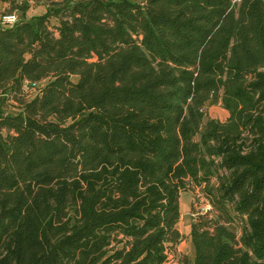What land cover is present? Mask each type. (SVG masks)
<instances>
[{
	"label": "trees",
	"instance_id": "16d2710c",
	"mask_svg": "<svg viewBox=\"0 0 264 264\" xmlns=\"http://www.w3.org/2000/svg\"><path fill=\"white\" fill-rule=\"evenodd\" d=\"M2 1L0 264H264V0Z\"/></svg>",
	"mask_w": 264,
	"mask_h": 264
},
{
	"label": "rangeland",
	"instance_id": "374dc122",
	"mask_svg": "<svg viewBox=\"0 0 264 264\" xmlns=\"http://www.w3.org/2000/svg\"><path fill=\"white\" fill-rule=\"evenodd\" d=\"M27 1L29 4V9L27 11V16L31 17L33 15H38L44 13L48 7L57 0H16V2H24ZM7 5V7H5ZM10 4L7 1L0 0V25L2 22V17L9 11ZM19 15V13H17ZM34 93H32L33 96ZM9 112H16L18 108H16V102L8 101L7 103ZM208 116L213 117L220 120H225L227 116V112L221 107V105H215L209 108ZM180 206L182 211L181 216V229L186 230L187 226L192 222V220L198 215L204 213L207 209L208 202L201 195L200 190H189L186 192H182L180 197ZM189 246L185 248V250H189Z\"/></svg>",
	"mask_w": 264,
	"mask_h": 264
},
{
	"label": "crops",
	"instance_id": "0c3cea01",
	"mask_svg": "<svg viewBox=\"0 0 264 264\" xmlns=\"http://www.w3.org/2000/svg\"><path fill=\"white\" fill-rule=\"evenodd\" d=\"M181 220V219H180ZM178 229L180 230V232L184 235V240L177 245V253L176 256H188L189 258H193L194 256V249L192 246V242H191V223L187 226L186 230H182L181 229V221H179L178 225H177ZM189 246V250H185V248ZM176 257H171L170 261L166 264H179L177 262V260L175 259Z\"/></svg>",
	"mask_w": 264,
	"mask_h": 264
},
{
	"label": "clouds",
	"instance_id": "9594fccd",
	"mask_svg": "<svg viewBox=\"0 0 264 264\" xmlns=\"http://www.w3.org/2000/svg\"><path fill=\"white\" fill-rule=\"evenodd\" d=\"M5 7H7V5H5ZM4 21L8 22V23H14L17 19L15 14L12 15H7L3 17Z\"/></svg>",
	"mask_w": 264,
	"mask_h": 264
},
{
	"label": "built area",
	"instance_id": "2783aa9c",
	"mask_svg": "<svg viewBox=\"0 0 264 264\" xmlns=\"http://www.w3.org/2000/svg\"><path fill=\"white\" fill-rule=\"evenodd\" d=\"M8 15H12V14H8ZM15 15H16V14H15ZM4 16H7V15H4ZM4 16H3V17H4ZM3 17H2V22H1L2 25H12V24H14V23L16 22V21H15L14 23H8V22L4 21ZM16 17H17V15H16ZM16 20H17V19H16ZM26 90H28V87H26ZM207 209H210L209 204H208V206H207Z\"/></svg>",
	"mask_w": 264,
	"mask_h": 264
}]
</instances>
